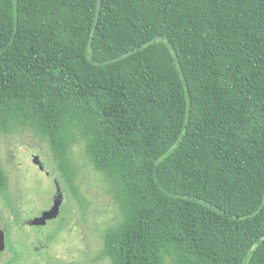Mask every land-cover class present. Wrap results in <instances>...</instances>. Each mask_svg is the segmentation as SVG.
I'll list each match as a JSON object with an SVG mask.
<instances>
[{"label":"trees","instance_id":"1","mask_svg":"<svg viewBox=\"0 0 264 264\" xmlns=\"http://www.w3.org/2000/svg\"><path fill=\"white\" fill-rule=\"evenodd\" d=\"M47 144L108 264H264V0H0V135ZM8 176L0 162V192Z\"/></svg>","mask_w":264,"mask_h":264},{"label":"rangeland","instance_id":"2","mask_svg":"<svg viewBox=\"0 0 264 264\" xmlns=\"http://www.w3.org/2000/svg\"><path fill=\"white\" fill-rule=\"evenodd\" d=\"M72 159L79 170L83 208L60 181L46 143L28 131L0 135V162L8 176V189L0 192V264H108L96 259L100 231L117 222L119 213L82 144L74 146ZM56 183L62 193L59 213L43 224H31L52 206Z\"/></svg>","mask_w":264,"mask_h":264},{"label":"water","instance_id":"3","mask_svg":"<svg viewBox=\"0 0 264 264\" xmlns=\"http://www.w3.org/2000/svg\"><path fill=\"white\" fill-rule=\"evenodd\" d=\"M34 161L36 162V160ZM61 201H62V193L59 188V185L56 183V194L54 196L52 206L48 210L44 211L39 217L33 218L30 221V223L35 225H40L45 223L48 219L55 217L59 213V207ZM3 237H4V233L2 230H0V249L3 248V239H4Z\"/></svg>","mask_w":264,"mask_h":264}]
</instances>
